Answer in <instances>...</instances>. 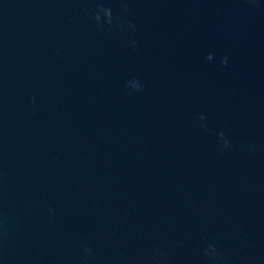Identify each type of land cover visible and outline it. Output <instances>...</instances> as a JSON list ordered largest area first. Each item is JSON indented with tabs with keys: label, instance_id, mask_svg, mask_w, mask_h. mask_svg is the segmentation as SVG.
I'll use <instances>...</instances> for the list:
<instances>
[{
	"label": "water",
	"instance_id": "obj_1",
	"mask_svg": "<svg viewBox=\"0 0 264 264\" xmlns=\"http://www.w3.org/2000/svg\"><path fill=\"white\" fill-rule=\"evenodd\" d=\"M0 264H264V0H0Z\"/></svg>",
	"mask_w": 264,
	"mask_h": 264
}]
</instances>
